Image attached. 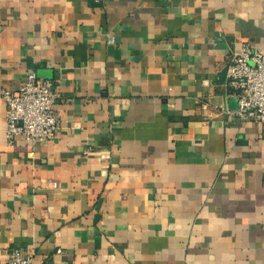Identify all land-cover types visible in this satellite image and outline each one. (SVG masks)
<instances>
[{
	"label": "crops",
	"instance_id": "1",
	"mask_svg": "<svg viewBox=\"0 0 264 264\" xmlns=\"http://www.w3.org/2000/svg\"><path fill=\"white\" fill-rule=\"evenodd\" d=\"M239 41L264 50V0H0V91L60 94L35 145L0 97V264H264V123L222 111Z\"/></svg>",
	"mask_w": 264,
	"mask_h": 264
},
{
	"label": "built area",
	"instance_id": "2",
	"mask_svg": "<svg viewBox=\"0 0 264 264\" xmlns=\"http://www.w3.org/2000/svg\"><path fill=\"white\" fill-rule=\"evenodd\" d=\"M226 76L237 99L235 109L223 107L228 115L264 123V50L239 41L231 51ZM6 105V136L9 143L21 136L30 145L52 138L58 130L55 105L60 98L53 81L29 71L17 89L2 88ZM205 108V106H203ZM54 186L57 182L49 181ZM34 253L11 249L4 263L32 264Z\"/></svg>",
	"mask_w": 264,
	"mask_h": 264
}]
</instances>
